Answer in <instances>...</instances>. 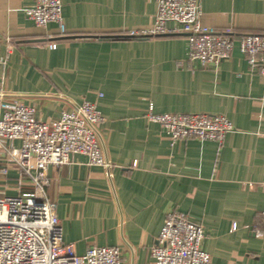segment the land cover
Here are the masks:
<instances>
[{"label":"crops","instance_id":"0c3cea01","mask_svg":"<svg viewBox=\"0 0 264 264\" xmlns=\"http://www.w3.org/2000/svg\"><path fill=\"white\" fill-rule=\"evenodd\" d=\"M61 1L65 34L28 17L35 0H0V93L35 105L42 121L84 101L104 117L111 176L82 154L47 168L64 242L79 255L116 246L123 264H154L165 220L183 213L204 228L208 264H264V77L240 49L244 36L264 35V0L201 1V22L234 40L218 67L191 60L183 32L112 38L152 28L157 0ZM150 108L222 115L234 130L221 146L173 142Z\"/></svg>","mask_w":264,"mask_h":264},{"label":"built area","instance_id":"2783aa9c","mask_svg":"<svg viewBox=\"0 0 264 264\" xmlns=\"http://www.w3.org/2000/svg\"><path fill=\"white\" fill-rule=\"evenodd\" d=\"M201 1L157 0L153 27L128 36L186 33L189 58L218 67L229 58L234 40L231 30L219 33L201 22ZM25 11L37 26L55 23L65 34L61 0H35ZM240 49L251 68L264 77V35L244 36ZM36 113L35 105L0 93V176L9 179L11 170L18 174V193H0V264H123L116 246H94L77 254L73 243L64 242L56 204L46 194L48 166L68 164L75 154L87 156L91 166L103 167L111 176L113 164L104 156L97 132L104 121L101 111L96 103L84 101L56 120L42 121ZM147 118L159 124L173 142L196 138L221 146L234 130L229 119L216 114L154 113L150 108ZM204 237L201 224L186 214L170 213L150 248L154 264H208L211 256L201 247Z\"/></svg>","mask_w":264,"mask_h":264},{"label":"rangeland","instance_id":"374dc122","mask_svg":"<svg viewBox=\"0 0 264 264\" xmlns=\"http://www.w3.org/2000/svg\"><path fill=\"white\" fill-rule=\"evenodd\" d=\"M7 181V187L5 188L4 185H5V182ZM15 183H16V178H5V177H2L0 176V193H7V194H16L18 191H17V188L15 186Z\"/></svg>","mask_w":264,"mask_h":264},{"label":"water","instance_id":"95a60500","mask_svg":"<svg viewBox=\"0 0 264 264\" xmlns=\"http://www.w3.org/2000/svg\"><path fill=\"white\" fill-rule=\"evenodd\" d=\"M114 39L130 38L129 36H113Z\"/></svg>","mask_w":264,"mask_h":264}]
</instances>
